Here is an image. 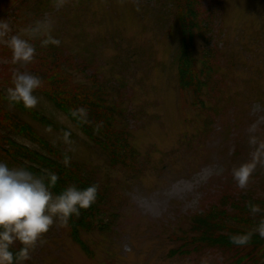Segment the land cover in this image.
Listing matches in <instances>:
<instances>
[{
  "label": "rangeland",
  "instance_id": "obj_1",
  "mask_svg": "<svg viewBox=\"0 0 264 264\" xmlns=\"http://www.w3.org/2000/svg\"><path fill=\"white\" fill-rule=\"evenodd\" d=\"M193 2L197 18L188 57L201 87L194 94L187 88L194 83L191 76L189 82L179 81L180 35L172 0H66L62 6L57 0H0V20L9 22L10 34L29 39L23 29L37 20L54 21L51 35L60 45L48 44L34 57L51 67V83L42 84L57 97L75 93L88 102L101 99L133 157L125 168L113 164L63 108L38 90L33 94L39 103L32 110L63 132L70 130L71 145L63 132L47 131L44 120L9 102V78L19 65L0 41V94L5 98L0 107L17 114L60 157H70L103 196L100 219L95 210L83 209L88 225L76 236L68 224L54 223L43 236L47 242L24 264H223L213 247L184 256L176 248L187 250L188 238L202 230L189 232L192 223L217 208L221 218L240 222L229 202L220 206L224 196L250 195L264 203V167L256 168L244 190L231 175L233 167L250 159L248 129L257 126V135L264 136V4ZM14 140L38 150L23 138ZM0 162L18 167L1 157ZM218 168L223 172L217 174ZM20 247L17 242L11 250Z\"/></svg>",
  "mask_w": 264,
  "mask_h": 264
},
{
  "label": "trees",
  "instance_id": "obj_2",
  "mask_svg": "<svg viewBox=\"0 0 264 264\" xmlns=\"http://www.w3.org/2000/svg\"><path fill=\"white\" fill-rule=\"evenodd\" d=\"M172 1L176 10V24L180 35L176 62L178 65L179 81L180 83H184L187 80L189 82V77L191 76L194 83L191 82L187 88L194 94L201 89V87L199 88L200 85L196 80V72L192 70L189 64L188 44L191 41V31L195 27L193 20L197 18V14L194 13L191 7V2H193V0H189L185 4H180L179 0ZM262 3L264 4V0H262ZM37 40L38 39L31 40L36 48L35 55L43 50V47L37 43ZM44 47L46 48V46ZM202 55L203 58H206L204 52H202ZM53 65L56 67L55 64ZM204 66L206 68V73L208 74L209 70L211 71L210 66H208L206 62ZM36 68H38L37 71H35ZM23 70H27L40 77L42 82L48 80L51 83V77L48 74L51 71V67L47 68L41 61L34 60ZM11 78L12 76L9 78L8 84L12 86ZM214 84L215 83H213V85ZM36 90H38V92L48 101L54 103L57 108H63L66 116L78 128L80 133L87 137L96 148L105 152L113 164L118 165L122 169L126 167L127 161L132 163V154L130 151L128 153L126 149L127 138L122 135L121 132H116L113 129V118H110V110L106 109L101 99L88 102L87 98L75 93L67 98L62 96L57 97L43 84ZM4 99V96L0 94V102L4 101ZM17 104L23 114L35 117L39 121L44 120L32 109L25 108L22 103ZM81 106H84L89 110L88 120L90 123H81L71 117L70 109ZM0 115V157L2 159L18 167H23L37 176L42 175L45 169L55 172L59 176V180L55 187L51 188L54 195L59 194L69 185H75L77 189L83 190L86 187L95 184L93 179L90 178L84 170L71 161L69 166L66 167L61 162L63 157H60V153L51 148L41 139L37 138L34 131L31 129L27 130V126L20 120V117L17 114L7 112L0 107ZM100 121L103 122V127L99 132H95V122ZM44 123L49 128L56 130V132H63V128L51 125L46 119L44 120ZM14 137H20L27 140L32 145L37 146L38 150L16 143ZM102 199L103 196L98 195L97 193L96 202L89 207V209L95 210L98 213V219L102 217V214L99 211V205L101 206ZM237 199L238 200H230L227 196H224L223 201L219 202V204L220 206H225L229 202L230 210L235 211L234 217L240 220L239 223H235L231 218H221L219 214L222 213V210L217 208L215 209V213H207L205 217L198 218L196 222L194 221L192 223L189 232L194 233L196 231L197 233V228L199 229L201 227V235L189 237L188 239L191 243L187 247V250L180 247L176 248L175 253L178 256H184L190 253L196 254L205 248L211 249L213 247L212 249H216L222 254L221 262L223 264H264V238H261L258 233H253L249 243L246 245H235L231 243L229 239L232 235L246 234L257 226L261 216L264 215V212L253 217L249 214V208L247 205L249 203L256 204L264 210V203L261 202L262 204H260L258 199L253 198L250 195L241 196V194H239L237 195ZM226 223H234L236 226L230 227L227 226ZM67 224L70 228V232L73 233V236H76L79 234L78 230L87 228V215L83 209H81L79 216H70ZM223 227H227L226 231L223 230ZM201 238H204L205 240H200ZM244 250L246 251L243 254ZM254 252L256 253L254 254ZM260 260H263V262H257Z\"/></svg>",
  "mask_w": 264,
  "mask_h": 264
},
{
  "label": "clouds",
  "instance_id": "obj_3",
  "mask_svg": "<svg viewBox=\"0 0 264 264\" xmlns=\"http://www.w3.org/2000/svg\"><path fill=\"white\" fill-rule=\"evenodd\" d=\"M62 6L66 0H57ZM54 21L51 18L37 20L22 31L31 40L39 39L41 46L53 44L59 46L61 41L51 35ZM11 26L7 20H0V41L12 53L13 64L19 65L12 72V86L6 90L7 99L12 103H21L25 108H35L39 98L33 94L34 90L42 85L40 77L24 69L34 61L36 48L29 39L21 35L10 34ZM89 110L84 107L70 109L71 117L81 123H90ZM103 122H95L94 131L99 132ZM47 131H51L48 128ZM248 145L251 149L249 160L242 162L231 169V175L237 187L244 190L248 187L250 178L258 166L264 167V136L257 135L258 127L248 129ZM71 131L63 132V140L71 145ZM72 149L69 148V151ZM71 158L65 156L61 161L66 167ZM223 169L218 168L217 174ZM59 176L45 169L42 175H34L23 167H9L0 162V264H24L31 259V253L38 246H43L47 241L43 239L50 227L58 222V226L65 227L70 216H79L81 209L89 208L96 200L98 184H92L83 190L75 185H69L59 194L54 195L51 188L55 187ZM249 214L253 217L264 212L259 205L249 203ZM253 233H258L264 238V215L261 216L257 226L242 235L229 237L235 245L249 243ZM19 242L21 247L15 253L12 245ZM202 264L205 262L202 260Z\"/></svg>",
  "mask_w": 264,
  "mask_h": 264
}]
</instances>
